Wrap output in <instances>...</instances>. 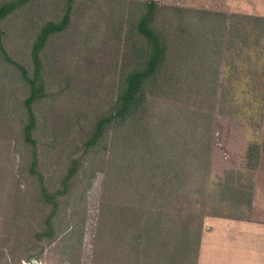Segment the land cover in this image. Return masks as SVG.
I'll return each instance as SVG.
<instances>
[{"label": "rangeland", "instance_id": "1", "mask_svg": "<svg viewBox=\"0 0 264 264\" xmlns=\"http://www.w3.org/2000/svg\"><path fill=\"white\" fill-rule=\"evenodd\" d=\"M74 1L69 28L42 52L48 97L36 106L37 139L51 190L71 157L90 156L83 144L122 86L120 59L130 47L118 34L140 11L135 3L158 6L154 26L170 41L166 70L145 88L144 118L128 120L105 154L85 162L88 177L61 199L52 240L35 238L50 211L28 171L32 150L0 130L8 264H128L117 260L122 253L138 264H264V0ZM64 4L30 0L2 23L8 53L30 72L38 31L62 18ZM15 83L12 93L22 89ZM73 200L77 218L67 224ZM103 205L140 227L138 243L116 246L122 230L104 229Z\"/></svg>", "mask_w": 264, "mask_h": 264}, {"label": "trees", "instance_id": "2", "mask_svg": "<svg viewBox=\"0 0 264 264\" xmlns=\"http://www.w3.org/2000/svg\"><path fill=\"white\" fill-rule=\"evenodd\" d=\"M29 1L13 0L0 4V130L2 133L5 131L6 134L3 135L8 136V138L16 137L14 139L16 141L22 139L23 143L32 150L28 171L36 178L40 187L41 201L45 206H49L50 211L42 218L41 227L35 232L36 240L42 242L44 239L52 240L56 238L58 232L54 221L62 205L63 200L61 199L68 197L79 183H83L80 175L88 177L85 173L88 172V169L85 168V162L95 160L99 154L100 156L105 154L110 142L109 136L119 133L128 120L144 118L147 103L145 88H150L151 83L158 74L166 70L164 65H167L168 62L170 41L159 26H154L158 12L157 4L155 2L135 3L136 6L140 7V11L137 7V16H131L133 20L130 19V25L126 28L123 27L121 33L118 34V36L123 34L124 44L130 47L127 48L120 59V69L123 77L122 86L112 99V105L107 111V115L97 119L94 129L83 144L82 151L86 156L88 154L90 156L86 157V161H83L82 157L79 159L74 158V156L71 157L66 168V175L60 180V186L53 191L48 187L46 178L40 170L39 140L37 139L40 125L36 106L48 97L44 77L46 69L42 60V52L52 37L60 36L69 28L75 1L66 0L62 18L59 21L49 20L38 31L32 49V72L10 56L4 43L6 34L2 27V23L6 19ZM120 43L123 42L120 41ZM88 56L90 57L89 54ZM93 62H95L93 59L84 61L85 69L93 66ZM13 70L19 72L17 79L12 78V75L8 73V71L13 72ZM14 82L17 85L18 83L22 84V89L12 93V87L15 88ZM48 131L49 148L55 152L58 146L61 145L59 144L60 140L56 139L59 134L52 127ZM0 135L2 134L0 133ZM90 180L91 176L87 184ZM72 205L74 207L67 224L77 218V202L73 200ZM102 216L105 219L104 223L108 222V224L103 225L104 229L115 226L116 230H122L123 236L118 239L116 246L119 247L120 243L124 241L127 242L126 246L139 242L138 229L140 227L124 226L117 206L103 205ZM12 259L9 245L0 246V264H8ZM117 260L120 263L126 261L128 264L130 262L138 264V260L124 253L118 255Z\"/></svg>", "mask_w": 264, "mask_h": 264}, {"label": "crops", "instance_id": "3", "mask_svg": "<svg viewBox=\"0 0 264 264\" xmlns=\"http://www.w3.org/2000/svg\"><path fill=\"white\" fill-rule=\"evenodd\" d=\"M243 256V255H242ZM248 258V256L247 255H245L244 257H243V260H245L246 261V259ZM213 260V259H212Z\"/></svg>", "mask_w": 264, "mask_h": 264}]
</instances>
